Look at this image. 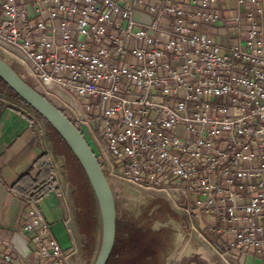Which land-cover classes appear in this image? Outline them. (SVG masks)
<instances>
[{"label": "built area", "instance_id": "built-area-1", "mask_svg": "<svg viewBox=\"0 0 264 264\" xmlns=\"http://www.w3.org/2000/svg\"><path fill=\"white\" fill-rule=\"evenodd\" d=\"M0 0V52L59 101L107 178L214 215L221 257L264 261V1ZM222 23L231 42L208 31ZM32 115V113H30ZM34 264H69L37 201ZM0 232V261L16 264Z\"/></svg>", "mask_w": 264, "mask_h": 264}, {"label": "crops", "instance_id": "crops-1", "mask_svg": "<svg viewBox=\"0 0 264 264\" xmlns=\"http://www.w3.org/2000/svg\"><path fill=\"white\" fill-rule=\"evenodd\" d=\"M223 7L227 18L248 9V5L239 6L236 0L225 1ZM208 31L223 45L231 42L222 23ZM40 119L34 114L15 110L0 99V232L11 245L16 234L25 237L23 223L29 210L25 187L35 182L44 170L52 175L55 186L38 201L39 208L63 249L73 252L69 264H91L99 239L91 250L87 249V241L79 230L73 205L68 199L67 185L57 176L58 164L62 162L63 166H68L66 157L57 152L55 139L45 121ZM184 222L190 223V227L178 238L176 250H167V264H264L254 252H235L230 263L224 261L220 252L226 240L209 228L220 225L216 216L191 217L187 214ZM25 238L30 242L29 236ZM14 255L16 264H30V258L25 260Z\"/></svg>", "mask_w": 264, "mask_h": 264}, {"label": "rangeland", "instance_id": "rangeland-1", "mask_svg": "<svg viewBox=\"0 0 264 264\" xmlns=\"http://www.w3.org/2000/svg\"><path fill=\"white\" fill-rule=\"evenodd\" d=\"M0 58L9 63L19 74H24L26 71L11 59L3 55L0 52ZM30 85H34L30 79L26 80ZM0 99L4 103L15 105L20 107L26 113H32L36 118H39L37 114L30 108L21 105L7 96L2 90H0ZM53 101L55 105L68 114V111L61 105L59 101L49 99ZM40 119V118H39ZM41 120V119H40ZM88 140V139H87ZM53 153V151L51 150ZM53 155H55L53 153ZM56 158V156H54ZM57 159V158H56ZM61 161V160H60ZM61 162L60 167H57V176L60 181L65 182L67 185L68 199L72 203L75 215L79 224V230L82 232V226L80 224V215L84 214L77 204V192L78 187L74 186V183L70 180V172L66 164L63 166ZM115 200L117 204L118 214V228H119V241H125L127 239L126 228L136 227L143 229L151 233V236L157 243V257L150 259L152 264H167V250H176V242L182 234L186 233L187 227H190V223L184 222L187 213L182 207L176 205L173 200L168 198L163 192L157 190L144 189L123 180L109 177ZM99 205V204H98ZM99 228H98V246L97 252L94 256L91 264L95 263L97 258L102 235V221L99 208ZM84 236V235H83ZM85 240L86 237L84 236ZM16 259V255H14ZM30 264H34V259L30 257Z\"/></svg>", "mask_w": 264, "mask_h": 264}, {"label": "water", "instance_id": "water-1", "mask_svg": "<svg viewBox=\"0 0 264 264\" xmlns=\"http://www.w3.org/2000/svg\"><path fill=\"white\" fill-rule=\"evenodd\" d=\"M0 77L59 134L80 163L97 197L101 213V244L94 264H107L113 254L117 239V204L109 179L90 143L61 109L25 81L2 58H0ZM11 243L21 258L25 260L30 258L32 248L30 242L22 234H16Z\"/></svg>", "mask_w": 264, "mask_h": 264}, {"label": "trees", "instance_id": "trees-1", "mask_svg": "<svg viewBox=\"0 0 264 264\" xmlns=\"http://www.w3.org/2000/svg\"><path fill=\"white\" fill-rule=\"evenodd\" d=\"M0 90H2L14 101L34 111L4 82L1 77ZM9 106L25 114V112L21 110L20 107L12 104ZM62 112L64 113V111ZM64 114L66 115V113ZM37 116L41 118L38 114ZM45 123L48 127V130L50 131V134L55 139V148L57 152L63 154L66 157L68 170L70 172V180L74 183V186L78 187L77 204L81 210L82 208L84 209V214L80 215V224L82 226V232L86 237L87 249L91 250L98 238L99 205L97 197L88 181L84 170L72 151L62 140L59 134L56 133L46 121ZM54 186L55 182L52 175L43 170L35 182H32L27 185V187H25L24 196L27 200L38 202L46 197L54 189ZM126 235L127 239L120 242L119 228L117 229L115 248L107 264H152L150 259L156 258L158 250L157 243L151 236V233H146V231L143 229L136 227L130 228V226H128L126 228Z\"/></svg>", "mask_w": 264, "mask_h": 264}]
</instances>
